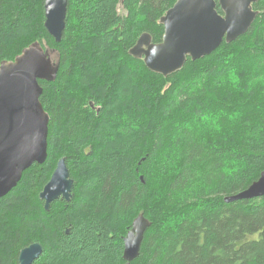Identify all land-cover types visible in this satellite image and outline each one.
Listing matches in <instances>:
<instances>
[{
  "label": "trees",
  "instance_id": "obj_1",
  "mask_svg": "<svg viewBox=\"0 0 264 264\" xmlns=\"http://www.w3.org/2000/svg\"><path fill=\"white\" fill-rule=\"evenodd\" d=\"M175 2L69 0L57 42L45 0H0V65L36 42L60 53L40 81L48 158L0 199V264L33 243V264H125L140 214L152 224L132 264H264V197L225 201L264 171V0L247 33L165 77L129 50L144 32L162 41ZM63 157L73 197L46 210Z\"/></svg>",
  "mask_w": 264,
  "mask_h": 264
},
{
  "label": "water",
  "instance_id": "obj_2",
  "mask_svg": "<svg viewBox=\"0 0 264 264\" xmlns=\"http://www.w3.org/2000/svg\"><path fill=\"white\" fill-rule=\"evenodd\" d=\"M68 1L45 0V27L57 42L62 40L66 27ZM258 1L176 0L160 19L165 29L162 41L155 43L152 35L144 32L129 54L143 59L152 72L168 77L180 71L188 58L208 56L224 42L232 43L247 33L259 14L254 9ZM218 4L223 13L218 11ZM59 68V51L38 42L0 65V199L18 185L24 171L48 158L50 115L41 102L44 89L40 81H54ZM74 183L66 158L59 159L40 193L45 209L50 210L59 199L70 201ZM260 197H264V171L247 189L225 201ZM151 224L143 214L134 219L124 237L125 264H132L139 257ZM42 253V245L33 243L21 250L19 263L33 264Z\"/></svg>",
  "mask_w": 264,
  "mask_h": 264
},
{
  "label": "flooded vegetation",
  "instance_id": "obj_3",
  "mask_svg": "<svg viewBox=\"0 0 264 264\" xmlns=\"http://www.w3.org/2000/svg\"><path fill=\"white\" fill-rule=\"evenodd\" d=\"M91 105H92V104H91ZM57 163H58V162H57ZM34 164H35V163H34ZM56 166H57V165H56ZM47 183H48V182H47ZM47 183H46V184H47ZM44 187H45V186H44ZM43 189H44V188H43ZM41 192H42V191H41ZM41 192H40V193H41ZM59 200H63V199H59ZM42 201L44 202V208H45V201H44V200H42Z\"/></svg>",
  "mask_w": 264,
  "mask_h": 264
},
{
  "label": "rangeland",
  "instance_id": "obj_4",
  "mask_svg": "<svg viewBox=\"0 0 264 264\" xmlns=\"http://www.w3.org/2000/svg\"><path fill=\"white\" fill-rule=\"evenodd\" d=\"M122 9H123V8H122ZM120 10H121V8H120ZM123 11H124V9H123ZM94 105H95V104H94ZM98 108H99V106L96 107V109H98ZM99 109H100V108H99ZM97 112H99V111L97 110ZM171 222H172V221H169L168 223L171 224Z\"/></svg>",
  "mask_w": 264,
  "mask_h": 264
}]
</instances>
